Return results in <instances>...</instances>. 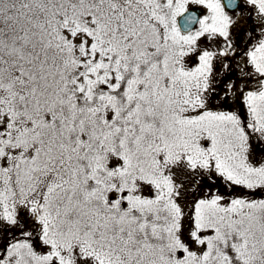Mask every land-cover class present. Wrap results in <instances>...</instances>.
Returning a JSON list of instances; mask_svg holds the SVG:
<instances>
[{
	"label": "snow or ice",
	"instance_id": "snow-or-ice-1",
	"mask_svg": "<svg viewBox=\"0 0 264 264\" xmlns=\"http://www.w3.org/2000/svg\"><path fill=\"white\" fill-rule=\"evenodd\" d=\"M0 264H264V0H0Z\"/></svg>",
	"mask_w": 264,
	"mask_h": 264
}]
</instances>
